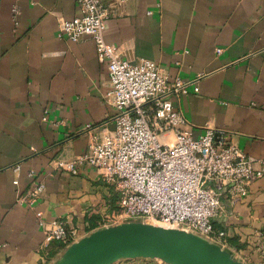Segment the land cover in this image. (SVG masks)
Segmentation results:
<instances>
[{
  "label": "crops",
  "instance_id": "1",
  "mask_svg": "<svg viewBox=\"0 0 264 264\" xmlns=\"http://www.w3.org/2000/svg\"><path fill=\"white\" fill-rule=\"evenodd\" d=\"M104 1L106 40L123 58L153 60L170 78L206 74L198 93L191 88L174 105L195 134L213 127L227 144L264 158V0ZM82 14L78 0H0V264H53L67 247L45 249L40 220L64 219L89 235L117 207L96 168L72 174L57 164L87 151L88 123L115 127L116 109L105 98L109 66L95 41L60 36L64 21ZM31 170L47 186L33 206L17 201L32 185ZM216 222L226 227L233 257L241 249L261 264L255 231L264 230V176Z\"/></svg>",
  "mask_w": 264,
  "mask_h": 264
},
{
  "label": "built area",
  "instance_id": "2",
  "mask_svg": "<svg viewBox=\"0 0 264 264\" xmlns=\"http://www.w3.org/2000/svg\"><path fill=\"white\" fill-rule=\"evenodd\" d=\"M78 2L82 16L64 21L60 36L74 42L95 41L98 58L109 66L111 87L105 98L116 109L115 127L108 130L106 125L88 123L87 130L94 132L87 151L57 164L72 174L89 165L113 186L117 207L102 214L94 231L140 221L194 233L226 249L228 232L224 223L219 227L216 221H226L229 207L243 202L250 185L264 176V158L227 144L213 127L195 134L184 113L175 108V100L191 88L199 92L205 73L191 80L170 78L153 60L123 58L117 46L106 40L110 12L105 1ZM167 133L172 138L162 139ZM29 177L32 185L17 201L33 206L47 186L37 171L31 170ZM40 224L45 249L58 244L68 247L88 234L64 219L40 220ZM255 236V252L264 264V230L255 231ZM234 254L242 264H256L244 250ZM150 259V264H168Z\"/></svg>",
  "mask_w": 264,
  "mask_h": 264
},
{
  "label": "water",
  "instance_id": "3",
  "mask_svg": "<svg viewBox=\"0 0 264 264\" xmlns=\"http://www.w3.org/2000/svg\"><path fill=\"white\" fill-rule=\"evenodd\" d=\"M125 258H158L168 264H242L199 235L140 221L95 230L68 246L53 264H111Z\"/></svg>",
  "mask_w": 264,
  "mask_h": 264
}]
</instances>
